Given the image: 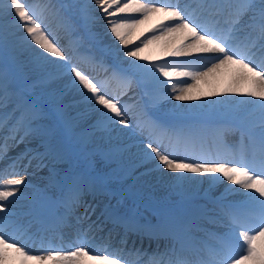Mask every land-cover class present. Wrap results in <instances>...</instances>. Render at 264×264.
Instances as JSON below:
<instances>
[{"label": "snow or ice", "instance_id": "obj_1", "mask_svg": "<svg viewBox=\"0 0 264 264\" xmlns=\"http://www.w3.org/2000/svg\"><path fill=\"white\" fill-rule=\"evenodd\" d=\"M0 162V264H264V0H0Z\"/></svg>", "mask_w": 264, "mask_h": 264}, {"label": "bare ground", "instance_id": "obj_2", "mask_svg": "<svg viewBox=\"0 0 264 264\" xmlns=\"http://www.w3.org/2000/svg\"><path fill=\"white\" fill-rule=\"evenodd\" d=\"M156 22V19L153 18L152 20H150L149 22H147L146 24L140 26L139 29L135 30L134 31V35H139V33L141 31H143L145 28H150L154 23ZM100 28H98L97 30H99ZM142 38V37H141ZM62 43V41H61ZM158 49L155 45H151L149 46L147 49H145L144 53H142V55H155L157 53ZM100 70V69H99ZM203 70V69H202ZM201 70V71H202ZM189 82V81H188ZM190 83H193V81H191ZM201 90L203 91H208L209 89L204 86V85H200L199 86ZM221 88L223 87V84H221L220 86ZM217 91H219L220 89L217 88L216 89ZM134 92V91H133ZM129 96L130 97H133V94L132 93H129ZM215 99V98H213ZM175 103V102H174ZM193 103H199L198 101H194ZM165 111H168L167 109ZM47 174V170H43L41 171L40 173L34 175V176H31L29 177V180L30 182H32L34 185H37V186H40L42 184H45L46 183V180L44 179V177L46 176ZM205 187H207V185H205ZM145 192H150L153 194V196H157V197H161V196H164V195H167V192H166V189L164 188V186L162 184L156 186L155 188H152V189H148V188H145L144 189ZM27 191V190H25ZM28 192V191H27ZM173 200H175V197H171ZM20 203H24V202H20ZM18 206V205H17ZM16 210H19V209H16Z\"/></svg>", "mask_w": 264, "mask_h": 264}, {"label": "rangeland", "instance_id": "obj_3", "mask_svg": "<svg viewBox=\"0 0 264 264\" xmlns=\"http://www.w3.org/2000/svg\"><path fill=\"white\" fill-rule=\"evenodd\" d=\"M98 28H100V25H97L96 26V28L94 29V30H97ZM191 82V80H189V83ZM29 188V189H28ZM28 188H26L27 190H31V187H28ZM144 193H145V195L147 196V197H154L153 196V194L152 193H150V192H145V190H144ZM18 208H19V206H18Z\"/></svg>", "mask_w": 264, "mask_h": 264}]
</instances>
